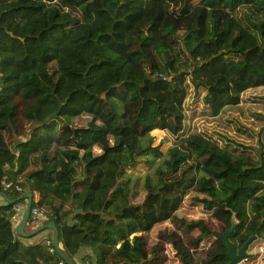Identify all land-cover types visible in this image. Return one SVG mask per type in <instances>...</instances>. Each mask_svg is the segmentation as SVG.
<instances>
[{
	"label": "trees",
	"instance_id": "trees-1",
	"mask_svg": "<svg viewBox=\"0 0 264 264\" xmlns=\"http://www.w3.org/2000/svg\"><path fill=\"white\" fill-rule=\"evenodd\" d=\"M2 177L20 190L0 185V264L59 259L50 233L33 238L50 228L14 230L26 192L42 217L25 226L52 220L75 263L226 264L231 200L254 214L230 241L264 222V0H0ZM244 250L237 264H264V234Z\"/></svg>",
	"mask_w": 264,
	"mask_h": 264
},
{
	"label": "rangeland",
	"instance_id": "rangeland-1",
	"mask_svg": "<svg viewBox=\"0 0 264 264\" xmlns=\"http://www.w3.org/2000/svg\"><path fill=\"white\" fill-rule=\"evenodd\" d=\"M150 134L153 136V142L154 143H157L158 141H162L161 145H160V149L162 151L165 150V148L170 144V140L169 139H166L165 137V133L163 130H160V129H152L150 131ZM189 138H194L196 140H199L198 137L196 136H189ZM207 144L208 145H212L213 148H215L216 150H218V148L213 145L212 143H210L209 141H207ZM144 169L143 167V164L140 162L138 163L135 168L131 169L133 171H142ZM240 178V177H239ZM242 178V177H241ZM242 183H241V186H252L253 182L248 180V179H244L243 180L241 179ZM217 186L219 189H221V191H223L225 194H229L231 193V195L237 191H239V186L238 188L235 187V178L232 176V175H229V176H222V177H218L217 179ZM248 188V187H246ZM230 195V196H231ZM241 196V195H240ZM238 197L237 200L233 199L231 200L230 202V205L237 209L239 211V213L245 217V216H250L251 214H254V205H253V202L250 200V199H245V198H241V197ZM242 216H238V217H233V220L236 222H238L239 218H241ZM167 223H162L161 224V228H165ZM218 224V223H217ZM28 229V226L26 227V230ZM178 232L181 234L182 237L184 238H188V233H187V230H186V227L185 226H181L178 228ZM260 233L264 234V222L262 223V226L259 230ZM161 231L158 232V234H160ZM140 234V237L142 239V242L146 245L149 246V244H151V242L154 241L155 239V234L154 233H147V232H139ZM159 242L161 243L160 245L162 246L163 245V237L162 235H159ZM241 236H238L236 239H234L232 242L236 245V246H239L240 245V242H241ZM159 251H161L162 253L161 254H170L169 250H167V252L165 250H163V248H160ZM171 255V254H170ZM167 256L164 257V261L161 263V264H171V261L173 260V258L171 256ZM201 258V255H194V264H198L199 262V259ZM146 264H159V260H155L152 261V262H148Z\"/></svg>",
	"mask_w": 264,
	"mask_h": 264
},
{
	"label": "water",
	"instance_id": "water-1",
	"mask_svg": "<svg viewBox=\"0 0 264 264\" xmlns=\"http://www.w3.org/2000/svg\"><path fill=\"white\" fill-rule=\"evenodd\" d=\"M30 206H31V194L30 192H26V204H25L24 210L19 220L14 225V230L16 234L22 237H27L44 228H50L52 231V234L49 240L56 254L65 264H75L73 260L68 259L65 256V254L60 250V247L58 245V240H57V229L52 220L40 222L36 227L31 229L30 231L24 232L23 227L28 219ZM262 220H264V216H262ZM234 224H235V221L233 220V215H231L229 218V226L226 227L219 234V238L225 249L224 255L227 258L226 264H237L238 262H240L245 256L244 248H245L246 242L249 241L252 237H255L259 234V230L258 228H256L255 233L253 235L248 236L239 246H236L232 241L228 239V235L231 232Z\"/></svg>",
	"mask_w": 264,
	"mask_h": 264
},
{
	"label": "built area",
	"instance_id": "built-area-1",
	"mask_svg": "<svg viewBox=\"0 0 264 264\" xmlns=\"http://www.w3.org/2000/svg\"><path fill=\"white\" fill-rule=\"evenodd\" d=\"M0 185L3 189H7V188H14L17 190H20V186L16 183V182H12L11 180H8L4 177L1 178L0 180ZM25 207V202H21V201H16L13 205H12V214H11V219L15 220L19 215L22 214L23 210ZM29 217H31L32 219H40L41 216V210L36 207V206H30L29 208ZM47 246V249L49 251H52L53 248L50 245V240H45L44 242ZM56 264H64V262L59 258L56 261ZM75 264H91L88 261L85 260H78Z\"/></svg>",
	"mask_w": 264,
	"mask_h": 264
},
{
	"label": "crops",
	"instance_id": "crops-1",
	"mask_svg": "<svg viewBox=\"0 0 264 264\" xmlns=\"http://www.w3.org/2000/svg\"><path fill=\"white\" fill-rule=\"evenodd\" d=\"M4 198L3 195L0 194V199ZM39 222H36L33 226H28V229L26 230V227L25 224H24V227H23V230L24 232H28L30 231L31 229L34 228L35 225H37ZM48 233H50V236L52 234V231L49 232L48 229H45V230H42L41 232L37 233L33 238H38V237H43V236H46ZM24 240H29V239H24ZM31 240V239H30ZM84 250L83 249H79L78 252L76 253V258L77 260L80 259V256L83 254Z\"/></svg>",
	"mask_w": 264,
	"mask_h": 264
}]
</instances>
